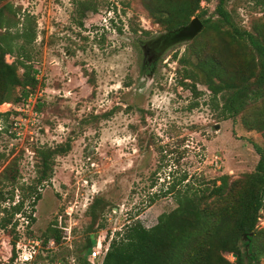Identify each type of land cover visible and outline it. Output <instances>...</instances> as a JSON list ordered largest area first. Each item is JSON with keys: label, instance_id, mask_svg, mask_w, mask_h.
Wrapping results in <instances>:
<instances>
[{"label": "rangeland", "instance_id": "374dc122", "mask_svg": "<svg viewBox=\"0 0 264 264\" xmlns=\"http://www.w3.org/2000/svg\"><path fill=\"white\" fill-rule=\"evenodd\" d=\"M8 1L18 18L27 15L35 23L30 56L43 91L42 116L39 125L27 126L18 138L8 134L9 127L5 132L0 121V172L14 161L16 185H29L37 148L52 149L66 141L70 148L53 156L51 179L38 187L34 223L27 226L15 216L12 260L11 237L0 230V264H76L82 257L100 264L115 232L121 234L135 221L150 228L175 207L173 193H162L183 176L176 190L255 170V147L264 150V132L249 130L241 117L220 120V104L215 107L200 84L197 98L180 86L184 66L177 61L188 42L151 49L149 42L164 32L150 23L139 0H89L97 11L82 19L74 11L76 0ZM263 3L228 0L226 9L248 29L264 22ZM215 4L200 2L207 10L204 18H214ZM10 105H0V113ZM10 189L0 184L3 197ZM14 194L15 201L18 191ZM94 199L101 200L103 209L99 206L90 231L87 209ZM49 228L61 232L58 244L45 242ZM88 234L94 239L89 252H97L93 260L84 251Z\"/></svg>", "mask_w": 264, "mask_h": 264}, {"label": "trees", "instance_id": "16d2710c", "mask_svg": "<svg viewBox=\"0 0 264 264\" xmlns=\"http://www.w3.org/2000/svg\"><path fill=\"white\" fill-rule=\"evenodd\" d=\"M139 1L150 23L164 33L187 25L194 16L200 19L201 31L187 41L177 61L184 66L180 86L197 98L202 94L196 89L200 84L210 93L214 106L220 104V120L241 117L249 130L264 132V22L252 23L248 29L240 27L226 9L228 0H216L214 18H204L207 10L200 7L202 0ZM261 9L264 15V3ZM74 11L82 19L97 8L89 0H76ZM77 25L82 26L80 20ZM34 41L33 18H18L9 1L0 0V104L19 105L40 87L30 56ZM6 56L12 58L10 63ZM146 72L147 69L141 71V75ZM87 81L93 85V80ZM17 88L19 93H15ZM36 109L42 113L41 103ZM11 115L12 112L0 113L5 132L10 128L7 123H12ZM69 148L68 141L52 149L37 148L35 177L29 185H16L14 161L0 172V184L11 187L7 197L0 190V230L11 237V260L15 258L18 218H23L27 226L34 223V208L41 198L38 187L51 179L53 156L64 155ZM255 148L259 159L251 173L235 179L221 175L197 188L186 185L176 190L184 176L169 185L162 194L173 193L175 207L160 214L150 228L135 221L125 226L121 234L115 232L100 264H259L264 258V228L256 227L258 211L264 209V150ZM15 190L18 198L14 201ZM6 202L8 206L3 207ZM101 204V200L94 199L88 206L90 231ZM60 233L49 228L43 234L45 242L58 244ZM93 245L94 239L88 234L84 244L87 256ZM225 255L234 259L229 261ZM76 264L89 263L82 257L76 258Z\"/></svg>", "mask_w": 264, "mask_h": 264}, {"label": "built area", "instance_id": "2783aa9c", "mask_svg": "<svg viewBox=\"0 0 264 264\" xmlns=\"http://www.w3.org/2000/svg\"><path fill=\"white\" fill-rule=\"evenodd\" d=\"M39 72L36 73V79L39 80ZM42 89L38 88L34 92H30L26 99L21 102L19 105H10L7 112L13 113L12 123H11V130L8 131V134L13 138H18L23 135L25 128L27 126L34 127L35 125H39V120L42 116L41 112H38L36 107L39 103H42L41 97H42ZM0 105H5V103H2ZM5 113V112H4ZM30 134V132H29ZM258 218H257V228H264V209H260L258 211ZM97 252L92 251L89 253V260H93L96 258Z\"/></svg>", "mask_w": 264, "mask_h": 264}, {"label": "water", "instance_id": "95a60500", "mask_svg": "<svg viewBox=\"0 0 264 264\" xmlns=\"http://www.w3.org/2000/svg\"><path fill=\"white\" fill-rule=\"evenodd\" d=\"M201 29V21L197 17H194L190 19L187 25L181 26L173 31L163 33L157 38L151 40L148 46H154L158 50H162L172 44L187 42L192 40L201 31Z\"/></svg>", "mask_w": 264, "mask_h": 264}, {"label": "flooded vegetation", "instance_id": "af4514ba", "mask_svg": "<svg viewBox=\"0 0 264 264\" xmlns=\"http://www.w3.org/2000/svg\"><path fill=\"white\" fill-rule=\"evenodd\" d=\"M151 49H157L156 47L152 46Z\"/></svg>", "mask_w": 264, "mask_h": 264}]
</instances>
